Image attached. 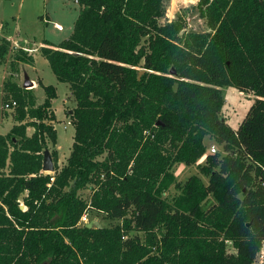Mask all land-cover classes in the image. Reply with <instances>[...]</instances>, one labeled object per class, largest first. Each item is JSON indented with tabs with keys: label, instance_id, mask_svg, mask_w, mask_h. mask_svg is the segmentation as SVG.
<instances>
[{
	"label": "trees",
	"instance_id": "trees-1",
	"mask_svg": "<svg viewBox=\"0 0 264 264\" xmlns=\"http://www.w3.org/2000/svg\"><path fill=\"white\" fill-rule=\"evenodd\" d=\"M77 1L71 35L41 47L76 100L63 166L54 147L55 170H43L58 138L56 87L40 80L38 104L33 87L4 81L17 104L16 123L0 133V264H258L264 0H199L203 31L188 29L183 14L161 23L169 0ZM11 51L0 35V60ZM13 51L12 69L34 64L25 48ZM228 85L255 95L237 129L221 114ZM178 162L197 163L208 181H179ZM172 186L177 193L165 196ZM89 187L87 199L80 191ZM88 208L121 223L81 224Z\"/></svg>",
	"mask_w": 264,
	"mask_h": 264
},
{
	"label": "rangeland",
	"instance_id": "rangeland-1",
	"mask_svg": "<svg viewBox=\"0 0 264 264\" xmlns=\"http://www.w3.org/2000/svg\"><path fill=\"white\" fill-rule=\"evenodd\" d=\"M2 1L6 0H0V2ZM198 1L199 0H169L166 14L161 18L160 22L164 23L167 20L174 19L179 14H183L187 18L188 29L197 31L207 30L208 26L197 14L196 5ZM80 8V4L77 0H26L22 12H20L18 8H15V10L11 9V11H8L9 16L6 17V19L12 28L17 25L19 31L18 38L22 43L23 40H27L25 43L30 46L34 43L42 45L43 42L48 40L55 44H59L71 35ZM5 22L2 23L0 20V23L4 25H6ZM58 24L61 25V28ZM18 46L21 47L22 45L12 44V51L10 54L6 58L0 60V133H7L14 122L16 123L14 117L16 107L6 108L4 105L14 98L11 93L3 89L6 70H9L6 79L10 75L11 80L16 81L22 86L24 84L25 73H28L32 81L36 80V82H38V77H36L31 66H25L23 62H20L17 64L16 70L11 68V62L15 55V51L13 50H16ZM41 53L40 47L35 68H37L39 74L44 78L46 84L58 85L57 96L54 98V103H52V111L56 116V119L52 123L57 129L58 138L56 145L51 141L49 142V149L50 151H52L54 147L58 149L59 165L63 166L71 153L74 142L75 126L73 122L69 123L68 121H72L70 110L75 107L76 100L71 94L69 84L66 82H58L56 74L53 72L47 58ZM33 90L37 98V103H42L46 97L45 90L40 86H36V88L33 87ZM222 94L224 105L221 114L234 129H237L254 102L255 95L252 92L240 91L230 85L222 87ZM13 119L14 122L12 121ZM33 131L34 128L29 126L28 133L31 134ZM213 145H216L218 150H221V146L217 145L212 140H208V149L210 151ZM204 161V157L199 160V162ZM174 172L177 179L181 182H184L192 174H200L205 182L208 181V176L199 172L197 163L188 165L178 162L174 165ZM91 192L92 188L89 187L81 190L80 194L88 199ZM175 193H177V190L172 186L169 191L165 193V196H172ZM213 200L214 198L210 196L204 206L211 204ZM84 214H86V217L81 219V224L92 223V226L99 227L121 223L120 219L112 218L107 213L93 208H88ZM260 264H264V262Z\"/></svg>",
	"mask_w": 264,
	"mask_h": 264
},
{
	"label": "crops",
	"instance_id": "crops-1",
	"mask_svg": "<svg viewBox=\"0 0 264 264\" xmlns=\"http://www.w3.org/2000/svg\"><path fill=\"white\" fill-rule=\"evenodd\" d=\"M25 4H26V0H6V1L0 2V20L2 21V23H4L6 21L5 22L6 25L3 24L4 25V29L1 31L0 35L9 38L10 40H12V42H16V43L22 45L30 53L33 54L34 59H35L34 64H29V63H24V64H25V66H31L33 68L32 70L34 71L36 77H38V79H37L38 82H36V80H35L33 87L36 88V86H40L41 88H43L39 84V81L41 80L44 84H46V83L44 81V78L41 76V74H39L37 68H35V66H36V63H37L36 61H37V57H38V50H39L40 47L45 45L44 42H43L42 45L34 43L31 46L25 43V41H27V40H23V43L20 42V39L18 38L19 31L17 29L18 28L17 25H15V27L12 28L10 26V24L7 22V19H6V17L9 16V14H8L9 10L11 11V9L15 10V8H18L19 11L22 12L24 10ZM58 25H59V27H61L60 24H58ZM49 42L52 44L51 46H53V47H57V45L60 44V43L59 44H55L54 42H51V41H49ZM25 69H26V67H25ZM8 72H9V70L7 69L6 72H5V75H4V81H5L6 77H7V74H9ZM4 81H3V89H4ZM58 82L60 83L61 81L58 80ZM52 85H54L56 87V91H57L58 85L57 84H52ZM52 103H54V99H52ZM12 121L14 122V119ZM14 124H15V122H14Z\"/></svg>",
	"mask_w": 264,
	"mask_h": 264
},
{
	"label": "water",
	"instance_id": "water-1",
	"mask_svg": "<svg viewBox=\"0 0 264 264\" xmlns=\"http://www.w3.org/2000/svg\"><path fill=\"white\" fill-rule=\"evenodd\" d=\"M145 71V69H142L140 72H139V77L141 76V74ZM176 70L175 68L173 67L171 69V73H175ZM23 86L25 88H31L34 86V81L31 80L30 76L28 75V73H25L24 75V84ZM70 113H73V109L70 110ZM43 170L44 171H48V172H53L55 170V163H54V159H53V156H52V153L50 151L49 148H46L44 150V159H43ZM21 207L23 208L24 206L21 205ZM89 226H92V223H89L88 224ZM43 264H48V263H43Z\"/></svg>",
	"mask_w": 264,
	"mask_h": 264
},
{
	"label": "built area",
	"instance_id": "built-area-1",
	"mask_svg": "<svg viewBox=\"0 0 264 264\" xmlns=\"http://www.w3.org/2000/svg\"><path fill=\"white\" fill-rule=\"evenodd\" d=\"M3 24L2 23H0V33H1V31L3 30ZM9 39V38H8ZM10 40V39H9ZM11 41V45L12 44H15V45H18V43H16V42H12V40H10ZM20 46H18V48H19ZM21 47H23V46H21ZM24 48V47H23ZM17 49V48H16ZM26 49V48H25ZM27 50V49H26ZM16 104H17V101L16 100H14V99H12L10 102H6L4 105H5V107L6 108H11V107H15L16 106ZM69 123L70 122H72V121H68ZM218 150V148H217V146L216 145H213L212 146V148H211V152H216ZM86 217V214H84L83 215V217L82 218H85ZM264 262V242H263V244H262V246H261V249H260V251L258 252V254H257V263H263Z\"/></svg>",
	"mask_w": 264,
	"mask_h": 264
},
{
	"label": "bare ground",
	"instance_id": "bare-ground-1",
	"mask_svg": "<svg viewBox=\"0 0 264 264\" xmlns=\"http://www.w3.org/2000/svg\"><path fill=\"white\" fill-rule=\"evenodd\" d=\"M61 28V27H60Z\"/></svg>",
	"mask_w": 264,
	"mask_h": 264
}]
</instances>
